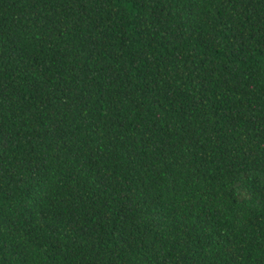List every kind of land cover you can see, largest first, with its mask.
<instances>
[{"label":"trees","instance_id":"trees-1","mask_svg":"<svg viewBox=\"0 0 264 264\" xmlns=\"http://www.w3.org/2000/svg\"><path fill=\"white\" fill-rule=\"evenodd\" d=\"M0 264H264V0H0Z\"/></svg>","mask_w":264,"mask_h":264}]
</instances>
